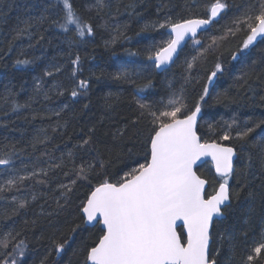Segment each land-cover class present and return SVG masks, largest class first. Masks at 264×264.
<instances>
[{"label":"trees","instance_id":"1","mask_svg":"<svg viewBox=\"0 0 264 264\" xmlns=\"http://www.w3.org/2000/svg\"><path fill=\"white\" fill-rule=\"evenodd\" d=\"M39 1L0 0V35L11 31L4 46L0 41V103L17 99L0 111V149L23 148L0 161V175L10 167L22 172L10 186L0 182V264H86L101 234L81 215L91 191L134 176L148 162L149 137L199 104L200 140L237 153L209 258L243 264L264 235V35L257 21L264 0H45L62 11L60 19L50 32L43 28L40 57L21 55L12 65L10 29L31 17L41 24ZM215 3L224 7L218 20L157 72L151 58L167 44L152 55L139 46L172 25L207 18ZM159 16V33L140 28L139 21L149 26ZM232 126L226 139L202 137ZM125 171L131 175L115 179ZM196 172L212 194L221 181L211 165Z\"/></svg>","mask_w":264,"mask_h":264},{"label":"water","instance_id":"2","mask_svg":"<svg viewBox=\"0 0 264 264\" xmlns=\"http://www.w3.org/2000/svg\"><path fill=\"white\" fill-rule=\"evenodd\" d=\"M223 10L214 5L207 20L195 18L168 27L170 42L151 59L157 72L171 67L181 50L208 30ZM200 117L197 106L159 127L150 142L148 163L139 172L90 193L81 210L83 223L86 228L99 224L103 235L88 252L86 264H215L209 260L211 229L225 218L230 185L221 182L207 196L208 182L196 170L209 163L225 180L234 172L236 151L201 143L196 132Z\"/></svg>","mask_w":264,"mask_h":264},{"label":"rangeland","instance_id":"3","mask_svg":"<svg viewBox=\"0 0 264 264\" xmlns=\"http://www.w3.org/2000/svg\"><path fill=\"white\" fill-rule=\"evenodd\" d=\"M98 1V5H102L105 3V1L111 2L112 0H97ZM114 1V0H113ZM38 8H41L43 13H45V15L43 16V13H41V19L40 21L42 22L41 24L39 23L37 26L36 24H32V17L31 19L27 20L24 19L23 23L21 24V26H19L18 29L12 28L10 30H12L14 33H12V44L10 45L11 48H13L16 52H12L13 54L10 61L12 65L15 64V62L17 61V57L21 56V55H32L31 59H36L37 57H40V51L38 49V44L40 42L39 37L42 36L43 33V28L45 27L47 29V32L51 31V25L60 19L61 15H62V11L57 7V6H52V5H48L46 4L45 0H41L38 2ZM19 18V17H17ZM258 23L259 22H264L263 18L259 17L257 18ZM141 23V27L142 29H145L146 31H150L153 33L152 30L157 31L158 33L160 32V30H162V27L165 25V19H162L160 16L159 17H153L151 19V21L149 22V26H146L147 22H144L143 20L139 21ZM7 23V22H6ZM5 25L7 26L8 23ZM145 25V26H144ZM9 27V26H8ZM146 27V28H143ZM27 32H31L28 33L27 35L25 34V30L27 29ZM23 29V30H22ZM150 29V30H149ZM21 30V31H20ZM3 31V30H2ZM11 32V31H10ZM10 32H5L2 36V34L0 35V41H1V46L5 45V40L8 41V39H10ZM28 37V38H27ZM170 42V37L168 34H163V35H159V37L153 39V40H147L144 44L143 47L139 46L140 48H145L146 52H143L147 55H152L153 53L156 52V50H159L164 44H168ZM194 43H197L196 41ZM15 47H17L15 49ZM12 49V50H13ZM1 50V48H0ZM9 54V53H8ZM157 54V53H156ZM62 69L67 70V66L65 64L64 67H62ZM17 99L11 100L10 102L7 103H0V111L5 110L7 111L8 107L10 106V104H12L13 102H15ZM1 102V101H0ZM168 108V106H165V108ZM166 108V109H167ZM170 110V109H168ZM173 111V110H171ZM172 113V112H171ZM167 115L169 116V119H172V114L167 113ZM166 114H164L163 116L168 117ZM208 123V122H207ZM233 134V126L231 128H228L225 132L222 133H216V132H207L206 134H202V137L204 140H208V139H215V138H223L226 139L228 136H232ZM23 148L22 147H17V146H9L7 149H0V161L1 160H6V161H10V159H12V156L15 155V153L21 151ZM94 166H90V175L93 176V178L96 177V172L93 170ZM137 170L134 169L133 171ZM131 172H123L121 175H119L117 178H115L116 180H121L126 178L127 176L131 175ZM21 168L19 167H10L9 170H7L6 172H4V174L0 175V182L2 183L3 186H10L14 183H16L17 181H19L21 179ZM227 182V181H226ZM258 238V237H257ZM264 264V235H260V237L257 239L256 242L253 243L250 252L248 253V255L243 259V264Z\"/></svg>","mask_w":264,"mask_h":264},{"label":"flooded vegetation","instance_id":"4","mask_svg":"<svg viewBox=\"0 0 264 264\" xmlns=\"http://www.w3.org/2000/svg\"><path fill=\"white\" fill-rule=\"evenodd\" d=\"M223 9H224V7H223ZM209 11H210V10H209ZM223 11H224V10H223ZM208 15H209V13H208ZM189 20H190V19H189ZM186 21H187V20H186ZM180 23H181V22H180ZM260 23H261V22H259L258 30H259V35L262 36V35H264V26H261ZM209 28H210V27H209ZM206 31H208V30H206ZM206 31H205V32H206ZM205 32H203V33H205ZM203 33H201V34H203ZM201 34H200V35H201ZM200 35H199V36H200ZM199 36L196 37L195 39L191 40L189 43L197 41L198 38H199ZM169 37H170V36H169ZM189 43H188V44H189ZM188 44H187V45H188ZM184 48H185V47H184ZM184 48H183V49H184ZM183 49H182V50H183ZM182 50H181V51H182ZM153 65H154V64H153ZM154 67H155V66H154ZM214 80H215V74L212 75V77H211V80H210V84H211V85L213 84ZM197 106H200V104H199V105H196V107H197ZM196 107H195V108H196ZM200 108H201V107H200ZM194 110H195V109H194ZM194 110H193V111H194ZM193 111H192V112H193ZM200 118H201V117H200ZM199 121H200V120H199ZM198 123H199V122H198ZM197 125H198V124H197ZM196 127H197V126H196ZM152 136H153V135H152ZM151 139H152V137H149V139H148V141H147V148H148V151H150L149 148H150V142H151ZM200 142H201V143H205V142H202L201 140H200ZM213 143H217V142H213ZM217 144H221V143H217ZM221 145L229 146V145H227V144H221ZM231 147H232V146H231ZM235 151H236V150H235ZM148 157H149V156H148ZM236 159H237V153H236ZM235 162H236V161H235ZM147 163H148V162H147ZM234 169H235V168H234ZM138 172H139V171H138ZM232 174H233V173H232ZM232 174H231V176H232ZM231 176L228 177V178H226L225 180H221L220 178H219V179H220L221 182H224V181L226 182V181H227L226 183L229 184V179L231 178ZM131 177H132V176H131ZM131 177H130V178H131ZM223 211H224V210H223ZM215 222H216V221H215ZM213 224H214V223H213ZM97 225L99 226V224H97ZM99 228H100V226H99ZM100 230H101V229H100ZM102 235H103V231L101 230L100 237H101ZM100 237H99V239H100ZM99 239H98V240H99ZM183 241H184V240H183ZM97 243H98V241H97ZM97 243H96V244H97ZM209 260H210V258H209ZM210 261H212V260H210ZM212 262H214V261H212Z\"/></svg>","mask_w":264,"mask_h":264},{"label":"bare ground","instance_id":"5","mask_svg":"<svg viewBox=\"0 0 264 264\" xmlns=\"http://www.w3.org/2000/svg\"><path fill=\"white\" fill-rule=\"evenodd\" d=\"M214 5H221V4H219V3H215V4H213L212 6H214ZM199 19H200V18H199ZM205 19H206V20L209 19V15H208V17L205 18ZM93 190H94V189H93ZM93 190H92V191H93ZM215 190H216V189H215ZM92 191H91V192H92ZM213 193H214V192H213Z\"/></svg>","mask_w":264,"mask_h":264}]
</instances>
